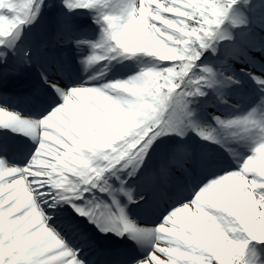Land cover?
<instances>
[{"label":"snow or ice","instance_id":"6c2138e0","mask_svg":"<svg viewBox=\"0 0 264 264\" xmlns=\"http://www.w3.org/2000/svg\"><path fill=\"white\" fill-rule=\"evenodd\" d=\"M62 3L68 13H91L98 39L71 37L66 23L54 40L34 39L29 33L45 0H0V85L37 67L51 97L31 116L6 107L9 98L0 93V132L35 144L33 150L0 142V264H88L87 237L74 246L65 229L77 226L59 221L64 205L102 234L131 242L121 264H264V65L244 53L251 68L241 71L255 85L250 111L211 113L207 123L194 108L222 82L241 84L224 53L243 52L239 41L264 3ZM68 42L90 50L80 60L85 72L139 57L155 63L126 80L103 82L100 72L75 83L70 63L51 52ZM166 138L174 142L164 147ZM217 149L237 162L235 169ZM14 151L28 153L23 166L10 163ZM129 181L142 182L145 191ZM154 199L167 204L158 225L129 214L128 205L146 208Z\"/></svg>","mask_w":264,"mask_h":264},{"label":"bare ground","instance_id":"6f19581e","mask_svg":"<svg viewBox=\"0 0 264 264\" xmlns=\"http://www.w3.org/2000/svg\"><path fill=\"white\" fill-rule=\"evenodd\" d=\"M52 26V23H51V20L49 19V18H46V17H42L41 19H40V22H39V26H38V28H40V29H38V30H36V32H35V39H37L38 38V36H44V33H46V34H49V31H50V27ZM52 30V29H51ZM51 32V31H50ZM47 36V35H46ZM52 36H55V35H52ZM48 37V36H47ZM48 39H50L49 37H48ZM70 47V46H69ZM69 47H67V49H65L64 47H60V45L58 46V45H56L53 49H51V52L52 51H54V53L56 54V56L55 57H57L58 59H60V60H62V61H66V62H68V63H70V65H73V64H76V66L79 64L78 62V59L76 58V57H73L75 54H79L78 52L79 51H77V53L76 52H74V50L70 53L69 51H71V49H69ZM67 51L69 52L68 54H67ZM75 51H76V49H75ZM59 52L61 53V56H58L59 55ZM80 54H82L81 52H80ZM83 57H82V55H80V57H79V59L81 60ZM71 71H72V75L73 76H75L76 78H78V76H79V82H83V81H85V80H88L89 79V77L91 76V75H94V74H99L98 72H99V70H98V68L96 67V66H94L90 71H88L85 75H83L82 76V74L83 73H81V72H78V71H83V70H79V69H76V68H74V67H72L71 66ZM16 75H18L17 74V72L16 73H14V74H11L5 81H4V84L2 85L3 87H5V88H7V90L8 91H12V90H14L15 91V95L16 96H18L19 98H18V101L19 102H17V105H21V103L23 102V99H25L24 97H23V95L22 94H24L23 93V91H25L26 89H20V88H16V89H12L13 87H17L16 86V82H18V80H17V78H16ZM27 79L29 80V81H31L32 83H33V88L34 89H36L37 90V93H38V91L41 89V82H40V79H39V72L38 73H36L35 75H33V74H29V75H27ZM73 82H74V79H73ZM103 82H106V79L105 78H103ZM21 87H25V84H22L21 85ZM0 88H1V85H0ZM14 94H11V93H9V94H7V97L8 98H11V100L10 101H14V99H15V95ZM6 96V95H5ZM21 98H23V99H21ZM49 101V100H48ZM36 102H41V96H40V94L38 93V100L36 101ZM7 104H9V102L7 103ZM29 103H27L26 101H24L23 102V105H28ZM48 105V103L46 102V106ZM35 106H36V104H35ZM36 108H37V106H36ZM11 109H13V110H15V111H18V109H17V107H15V108H11ZM41 111V110H40ZM14 134V133H13ZM25 138L28 140V141H31V139H29V138H27L26 136H25ZM27 153H24V154H22V155H26ZM59 212V211H58ZM65 217L66 216H70V215H64ZM62 214H60L59 213V221H61L62 223H64V222H67V221H69V220H71V221H73L74 219H70V218H65ZM69 219V220H68ZM65 231H67V229L65 230ZM74 231V232H73ZM70 232H68V234H69ZM71 233L73 234V235H75V234H78L79 233V230H78V226L76 227V229L75 230H72L71 231ZM65 234H66V232H65ZM68 234H66V237L69 239V240H73V242H74V244H75V242H76V240L73 238V237H70V236H68ZM82 234V233H81ZM84 250H85V247H84ZM89 256H90V253L89 252H85L84 251V258L85 259H87V258H89ZM102 257H104V260H105V262H104V264H111V260H113L114 261V257L113 256H106V255H102Z\"/></svg>","mask_w":264,"mask_h":264},{"label":"rangeland","instance_id":"374dc122","mask_svg":"<svg viewBox=\"0 0 264 264\" xmlns=\"http://www.w3.org/2000/svg\"><path fill=\"white\" fill-rule=\"evenodd\" d=\"M114 3L115 0H101L103 3ZM74 14V13H73ZM81 15H77V17L80 19ZM139 63H132L131 65L128 66L129 69H137L139 67Z\"/></svg>","mask_w":264,"mask_h":264}]
</instances>
